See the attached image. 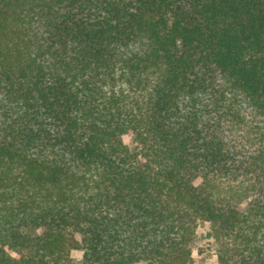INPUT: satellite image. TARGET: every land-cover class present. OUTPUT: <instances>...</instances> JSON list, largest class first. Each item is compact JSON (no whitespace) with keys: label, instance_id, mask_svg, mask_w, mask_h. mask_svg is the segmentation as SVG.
I'll use <instances>...</instances> for the list:
<instances>
[{"label":"trees","instance_id":"obj_1","mask_svg":"<svg viewBox=\"0 0 264 264\" xmlns=\"http://www.w3.org/2000/svg\"><path fill=\"white\" fill-rule=\"evenodd\" d=\"M199 221L264 264V0H0V264H197Z\"/></svg>","mask_w":264,"mask_h":264},{"label":"rangeland","instance_id":"obj_2","mask_svg":"<svg viewBox=\"0 0 264 264\" xmlns=\"http://www.w3.org/2000/svg\"><path fill=\"white\" fill-rule=\"evenodd\" d=\"M207 224L199 221L196 228V240L194 242V248L192 250V260L197 264H214L213 246L210 240ZM71 256L74 259V263H78L81 259L80 250H72ZM216 263V258H215ZM159 264V263H152Z\"/></svg>","mask_w":264,"mask_h":264},{"label":"crops","instance_id":"obj_3","mask_svg":"<svg viewBox=\"0 0 264 264\" xmlns=\"http://www.w3.org/2000/svg\"><path fill=\"white\" fill-rule=\"evenodd\" d=\"M210 240H211V239H210ZM213 256H214V264H216V263H215V258H216V257H215V254H214V250H213ZM192 257H193V255H192ZM193 262L196 263V261H193Z\"/></svg>","mask_w":264,"mask_h":264}]
</instances>
